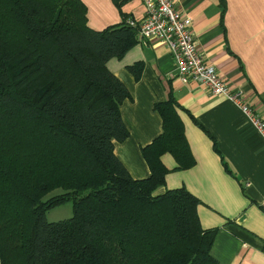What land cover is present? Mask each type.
I'll use <instances>...</instances> for the list:
<instances>
[{"label":"trees","instance_id":"obj_1","mask_svg":"<svg viewBox=\"0 0 264 264\" xmlns=\"http://www.w3.org/2000/svg\"><path fill=\"white\" fill-rule=\"evenodd\" d=\"M85 9L0 0V264H217V227L199 225L190 190L156 193L162 153L176 168L193 164L171 92L153 105L162 130L140 147L147 176L132 177L113 153L128 135L119 102L130 93L105 61L136 42L137 28L127 15L88 27ZM141 68L128 65L136 79ZM69 199V217L45 219Z\"/></svg>","mask_w":264,"mask_h":264},{"label":"crops","instance_id":"obj_2","mask_svg":"<svg viewBox=\"0 0 264 264\" xmlns=\"http://www.w3.org/2000/svg\"><path fill=\"white\" fill-rule=\"evenodd\" d=\"M86 25L102 29L125 15L139 20L143 0H81ZM189 16L191 35L203 61H210L230 87L241 89L251 109L264 119V0H172ZM120 56L106 59L130 96L119 103L128 135L114 140L113 153L132 177L149 167L140 147L161 130L153 108L171 92L177 102L193 164L176 168L174 156L161 154L165 183L183 186L196 197L199 225L217 227L209 248L217 264H264V137L249 116L224 95H214L197 79L175 75L167 44L158 37H139ZM142 64L136 79L128 65Z\"/></svg>","mask_w":264,"mask_h":264},{"label":"built area","instance_id":"obj_3","mask_svg":"<svg viewBox=\"0 0 264 264\" xmlns=\"http://www.w3.org/2000/svg\"><path fill=\"white\" fill-rule=\"evenodd\" d=\"M143 15L139 20L127 15L125 23L137 28L139 37H158L171 50L175 75L183 81L197 79L211 94L224 95L249 116L257 131L264 137L263 116L256 114L243 97L241 89L230 87L217 73L210 61H203L191 35L190 17L174 7L172 0H143Z\"/></svg>","mask_w":264,"mask_h":264},{"label":"rangeland","instance_id":"obj_4","mask_svg":"<svg viewBox=\"0 0 264 264\" xmlns=\"http://www.w3.org/2000/svg\"><path fill=\"white\" fill-rule=\"evenodd\" d=\"M62 187L58 186L57 188H53L52 190H48L45 194V198L46 196H51V194L54 193H58V191H61ZM63 191V190H62ZM71 200H67V201H61L59 202V204L54 205V206H49V208H47L45 215V219L47 220H58L59 218H66L69 217L72 212H73V207H71Z\"/></svg>","mask_w":264,"mask_h":264}]
</instances>
